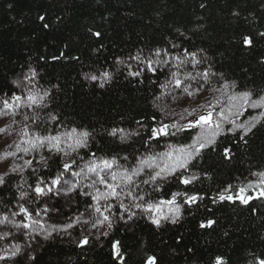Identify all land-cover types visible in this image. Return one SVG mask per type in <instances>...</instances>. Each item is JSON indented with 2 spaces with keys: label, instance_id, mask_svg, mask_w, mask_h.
I'll return each mask as SVG.
<instances>
[{
  "label": "trees",
  "instance_id": "obj_1",
  "mask_svg": "<svg viewBox=\"0 0 264 264\" xmlns=\"http://www.w3.org/2000/svg\"><path fill=\"white\" fill-rule=\"evenodd\" d=\"M96 32L101 35L95 36ZM261 33L264 0H0V94L17 92L13 81L32 68L38 73V85L50 93L47 108L26 110L27 115L38 116L37 124L31 125L33 131L54 135L76 128L91 133L87 146L70 156L47 148L28 153L34 160L35 174L30 168L25 169L23 179L10 174L0 186V213L10 215L9 208L18 210L16 185L25 180L23 191L37 178L50 181L61 173L63 179L69 174L77 183L73 192H61L47 200L50 212L41 211L43 203L38 209L31 206L41 212L46 229L68 223L74 227L52 232L47 239L43 233L29 232L0 240V254L5 249L11 251L15 244L21 249L15 258L0 264H216L217 257L223 264H255L257 257L264 258V199H253L248 205L218 199V193L229 185L235 192L254 181L253 173L264 171V120L246 137V144L230 133L218 137L215 150L205 149L182 173L199 177L187 186L175 176L145 185L142 181L149 178L147 170L135 178L140 193L152 202L169 199L173 192L203 197L191 205L183 203L185 197H177L181 217L175 224L162 221L157 228L135 208L136 215L129 220V213L113 201L112 228L91 230L89 226L86 230L83 221L88 217L84 214L94 202L83 194L87 187L80 178L71 176L93 159L116 158L123 168H133L140 158L161 154L169 145L190 144L195 135L196 129H192L150 140L151 129L166 119L164 102L169 94L160 85L167 79V69L134 79L117 60L135 68L129 58L138 52L148 56L159 47L182 56L188 50L203 61L197 70L210 68L215 73L207 83L193 81L192 90L200 84L215 89L224 82H235L232 94L250 91L257 98L264 96ZM244 36L251 37L250 47L244 45ZM173 44L178 47L173 48ZM185 70L196 71L191 65ZM102 71L112 73L102 88L101 81L84 78L85 73L99 75ZM52 114L56 121H50ZM112 128L129 134L127 141L121 142L119 135L109 136ZM225 147L231 148V159H224ZM41 156L47 167L35 163ZM70 160L76 163L64 173L63 165ZM252 195L257 196L258 191ZM208 220L215 223L201 228ZM9 230L17 232L11 226H0V232ZM89 230V243L78 246ZM101 231L109 234L97 240ZM114 241L120 242L122 262L113 258ZM150 257L155 261L150 262Z\"/></svg>",
  "mask_w": 264,
  "mask_h": 264
},
{
  "label": "snow or ice",
  "instance_id": "obj_2",
  "mask_svg": "<svg viewBox=\"0 0 264 264\" xmlns=\"http://www.w3.org/2000/svg\"><path fill=\"white\" fill-rule=\"evenodd\" d=\"M44 19L43 16L40 17L41 21ZM44 27L47 28L48 25L45 24ZM94 35L99 37L101 34L96 32ZM261 35H264V33H261ZM243 43L246 47H250L252 44L251 37L244 36ZM172 47L176 48L178 46L173 44ZM129 60L135 62V68L132 63H125L121 60H117V64L124 65L127 69L126 75L134 79L142 78L146 73L155 75L161 68H166L167 79L160 87L162 90H168V94L179 91L187 97H193L199 94L203 84L192 90V82L203 80L207 83L209 77L215 75V73L211 72L210 68L203 71L197 70L203 61L197 58V53L189 52L188 50H185L181 56L179 54L173 55L167 48L158 47L153 49L148 56L143 55L142 52H138L135 56H131ZM188 65H191L192 69L196 71H186L185 69ZM37 75L38 73L34 69L29 68L22 79L13 81L14 87L19 89V92L0 94V119L9 116L15 117L20 114V110L22 109L35 112L37 109L48 107L50 93L47 89H42L38 85L36 80ZM84 78L90 81H101L99 87L102 88L104 84L112 79V73L108 71H102L99 75L85 73ZM141 82H143L142 79ZM235 87V82H224L220 88L216 89L217 92H221L222 95L227 96V108L221 106L219 100H216L215 103L207 101L205 104L197 105L191 110L185 109L187 115L193 117L186 124L180 125L177 122H173L171 125L161 124L151 129L150 140L166 136H176L180 132L198 129L196 134L192 136L190 144L179 147L169 145L170 151L142 157L139 159L138 166L133 168H123L118 164L116 158H103L99 160L93 159L86 163L80 171L71 172V176L89 181L86 187L94 190L93 192L83 193L94 202L87 206L84 214L88 217L83 221L86 230L89 229V226L91 230L100 229L103 226H106L107 229L112 228L113 223L110 215L112 209L115 207L113 201L118 202L120 209L129 213V220L136 215V212L132 211L135 208L142 215L147 214L150 222L159 228L162 221H170L175 224L180 219L181 205L177 203V197H185L183 203L186 205L194 204L198 199H203L198 194L188 195L187 192H173L169 199L152 202L140 193L139 184L136 183L135 178L141 176L147 170L149 178L142 181L145 185H155L157 180H164L169 176H175L181 184L187 186L199 179V177L196 175L185 177L182 173L188 170L192 161L205 149L212 148L215 150L218 137L230 133L238 136L239 140L246 144V137L258 123L264 120V96L254 98L253 93L250 91L230 95L229 91ZM248 109H261V111L257 115L252 116L251 120L238 123L237 119L239 116L243 115L244 111ZM183 118L182 116L181 119ZM49 119L50 121H56L57 117L52 114L49 116ZM22 120L24 124L18 133L19 139L13 141L11 144H6L4 149H0V164H5L7 167V171L0 173V186L7 182L6 178L10 174H18L23 179L25 169H32L33 174L37 170L33 167L34 160L26 159L23 160L22 164H16L9 162L10 158L13 161L15 159H22L18 154L23 153L27 155L30 152H38L42 148H47L49 151L55 150L58 153L70 156L78 148L86 147L91 137L90 132L76 128H71L54 135H41L33 131L31 127V125L37 124L38 116L23 114ZM13 124L19 126V122L13 119L10 123H6L3 127H0V133L7 132ZM226 124L232 125V127L225 129L224 126ZM169 129H174L175 131H170ZM107 134L112 137L119 135L121 142L127 141L129 137V134L120 128H112ZM135 134L138 133H133V135ZM61 145H64V147H61ZM92 156L95 157V153ZM231 156V148L225 147L223 149L224 159H231ZM80 159H83V157ZM35 163L42 167H47V160L43 156L40 157L39 161H35ZM75 163V160L64 163V173L69 172ZM253 175L258 177V183L250 181L248 184L239 187L235 192H231L232 186L229 185L222 192L218 193L219 201L223 202L227 200L234 202L238 200L242 205H248L253 199H264V171L253 173ZM26 183L27 181L25 180L24 184ZM24 184L16 185L17 190H19V198L17 200L18 210L9 208L10 215L0 213V226H11V229H16L17 232L14 233L11 230L0 232V240H6L10 236L16 238L17 234L27 236L29 232H34L37 235L43 233L44 238L47 239L52 232H66L67 229L74 227V223H68L63 226L52 225L46 229L45 224L40 219L41 212L36 211L31 206L35 204L38 209L41 203H43L44 207L41 211L45 213L50 212L52 209L48 206L47 200L51 199L52 195H60L61 192L64 195L73 192L77 188L76 182L70 179H63V173H61L50 181L37 178L34 185H28V191L21 190ZM97 185L102 186L103 191ZM253 189L258 191L257 196L252 195ZM154 190L158 191L159 188L154 187ZM121 197L130 199L132 203L125 204ZM102 201L104 203H101ZM213 202L215 203L216 200ZM17 217H20V219L18 220ZM214 223L213 220H208L206 223L202 222L200 227H211ZM108 234V231H101L96 236V239L99 240L100 236L107 237ZM90 236L91 231L89 230V235H84L79 241L78 246L87 245L90 241ZM112 248L113 258H118L122 262L124 257L120 256V242L114 241ZM20 251L19 244L13 245L11 251L5 249L0 254V261L11 260ZM149 261L154 262L155 258L150 257ZM216 264H223V259L217 257ZM255 264H264V258L257 257Z\"/></svg>",
  "mask_w": 264,
  "mask_h": 264
},
{
  "label": "rangeland",
  "instance_id": "obj_3",
  "mask_svg": "<svg viewBox=\"0 0 264 264\" xmlns=\"http://www.w3.org/2000/svg\"><path fill=\"white\" fill-rule=\"evenodd\" d=\"M22 78H23V76H21L17 80L22 79ZM196 88L197 87L193 88V90H195ZM217 88H220V86H217L215 89H210V88L207 89L205 86H203L201 88L199 94H197L193 97H187L186 95H184L182 92H179V91L169 94L167 96V100L164 102V104H165L164 112H165V116H166L164 124L171 125L173 122H177L180 125L186 124L187 121L193 119V117L188 116L187 112H185V109L191 110L193 107H196L197 105L205 104L207 101H212L215 103L216 100H219L221 103V106L227 108V106H228L227 96L222 95L221 92H217L216 91ZM16 90H17V92H19V89L16 88ZM221 91H223V90H221ZM229 94L231 95L232 92L229 91ZM233 94H235V93H233ZM260 111H261V109H248L247 111H244L243 115H241V116H243L245 120H251V117L257 115ZM250 112H252V113L250 114ZM23 114H26V109L20 110V114L16 115L15 117L9 116V117H4V118L0 119V127H3L6 123H10L13 119L19 122V126L13 124L8 129L7 132L0 133V149H4L6 144H11L13 141L19 139L18 133L20 132V130L24 124V122L22 120ZM182 116L184 117L183 119H181ZM245 120H243V121H245ZM197 131H198V129L195 130V134ZM167 151H170V148L165 150L164 152H167ZM18 155L21 156L22 159H15L13 161L12 158H10L9 162H14L16 164H22L23 160L30 159L29 154L24 155L23 153H21ZM5 171H7L6 165L0 164V173H3ZM66 179H70L69 174H67ZM79 181L82 182V185H86L89 182V181H84L81 178L79 179ZM252 182L258 183V177L256 176L254 178V181H252ZM97 187L101 188V190L103 191L102 186L97 185ZM93 191H94L93 189H87V188L85 189V192H93ZM256 191H257L256 189L252 190V192H256ZM101 203H104V202L102 201ZM146 217H147V214H146Z\"/></svg>",
  "mask_w": 264,
  "mask_h": 264
}]
</instances>
